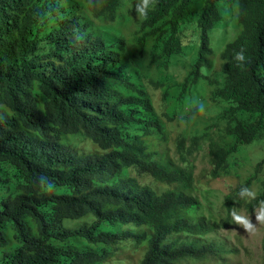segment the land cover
Here are the masks:
<instances>
[{
	"label": "clouds",
	"instance_id": "1",
	"mask_svg": "<svg viewBox=\"0 0 264 264\" xmlns=\"http://www.w3.org/2000/svg\"><path fill=\"white\" fill-rule=\"evenodd\" d=\"M42 3L43 12L37 0H21L18 17L0 0V252L14 241L23 209L22 192L5 177L9 172L32 171L36 164L63 173L73 168L68 186L74 190L90 180L96 188H107L119 174L116 153L129 128L124 107L133 86L129 65L122 61L124 47L139 52L145 66H161L177 80L189 74L200 88L228 86L236 102L233 129L240 140L233 170L247 179L259 176L263 186L264 0ZM60 26L69 32L58 30L61 42L56 45L53 28ZM119 33L120 38L114 36ZM109 50L117 52L116 58ZM196 107L206 113L202 102ZM110 136L112 144L103 145ZM39 185L45 194L56 191L45 175ZM239 197L251 202L258 192L241 186ZM254 211L255 222L233 207L231 221L254 234L264 226V199ZM83 223L84 217L71 227ZM28 224L36 233L33 220Z\"/></svg>",
	"mask_w": 264,
	"mask_h": 264
},
{
	"label": "trees",
	"instance_id": "2",
	"mask_svg": "<svg viewBox=\"0 0 264 264\" xmlns=\"http://www.w3.org/2000/svg\"><path fill=\"white\" fill-rule=\"evenodd\" d=\"M5 1L7 11L20 17L21 0ZM37 4L43 12L42 0ZM58 30L69 28H53L56 45L61 42ZM122 50L133 86L124 107L129 128L116 153L119 174L107 188H96L90 180L75 190L68 186L73 168L63 173L36 164L32 171L5 175L22 192L23 209L14 241L2 247L0 264H242L236 260L242 254L240 240L234 247L218 235L237 226L231 221L233 207L255 217L264 183L260 187L259 176L242 178L233 170L240 140L233 129L236 102L229 87L200 88L189 74L177 80L161 66H145L139 52ZM141 52L150 59L146 50ZM116 53L109 50L113 58ZM197 102L206 113H199ZM112 137L103 145H111ZM201 155L205 165L198 170ZM41 175L56 185L54 193L41 191ZM227 177L237 179V186ZM216 181H224L226 190L214 191ZM241 186L254 187L257 200H242ZM83 217L86 225L71 227ZM29 220L37 225L36 233ZM261 230L264 251V226Z\"/></svg>",
	"mask_w": 264,
	"mask_h": 264
},
{
	"label": "rangeland",
	"instance_id": "3",
	"mask_svg": "<svg viewBox=\"0 0 264 264\" xmlns=\"http://www.w3.org/2000/svg\"><path fill=\"white\" fill-rule=\"evenodd\" d=\"M202 156L203 155H201V157H198L197 159L198 170H200L205 165ZM208 162L209 161L207 159V163ZM240 175L242 178L246 176L244 172H240ZM226 179L227 182H233L235 183V185L237 184V179L235 178L227 177ZM213 190L218 193L223 192L224 190H226V183L224 181H216L213 184ZM252 219L253 222H255V217H252ZM261 229L262 226H259L258 230L254 234L249 235L237 225L236 227H230L222 230L218 236L226 241V243L230 242L232 245H234V247L238 243L237 238L240 240L241 245H238V247L242 254L236 260H240L242 264H264V251L261 247L263 231ZM126 254L133 256L139 253H132L130 251H127ZM137 257L138 256H136V258Z\"/></svg>",
	"mask_w": 264,
	"mask_h": 264
}]
</instances>
